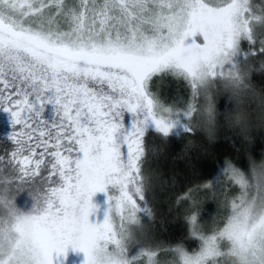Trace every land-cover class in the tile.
<instances>
[{"label":"snow or ice","instance_id":"snow-or-ice-1","mask_svg":"<svg viewBox=\"0 0 264 264\" xmlns=\"http://www.w3.org/2000/svg\"><path fill=\"white\" fill-rule=\"evenodd\" d=\"M238 57L264 58V7L253 0H0V110L13 128V148L0 155V264H53L69 248L84 264H227L242 255L264 264V173L231 164L223 172L240 195L222 181L186 197L197 249L157 244L129 255L126 225L151 214L147 129L167 138L179 115L189 133L198 116L211 124V86L245 78ZM169 75L190 89L183 108L151 90ZM45 104L55 105L52 122L41 119ZM35 184L45 197L26 232L12 222V198L17 205ZM109 188L104 219L93 222V196ZM201 189L224 197L210 227L199 220Z\"/></svg>","mask_w":264,"mask_h":264},{"label":"trees","instance_id":"trees-1","mask_svg":"<svg viewBox=\"0 0 264 264\" xmlns=\"http://www.w3.org/2000/svg\"><path fill=\"white\" fill-rule=\"evenodd\" d=\"M262 3L261 7H264V0ZM243 47L247 49L248 45L245 43ZM241 59L243 62V58ZM251 78L257 87L264 88V72L253 73ZM150 87L165 104L174 108H183L190 98V89L186 82L170 75L154 77ZM218 109L220 112L225 111L220 102ZM55 118V105L45 104L41 119L52 122ZM174 119H179L183 127L188 124L183 115L174 116ZM12 130L10 114L0 110V155L10 152L13 148L8 138ZM252 135L254 142L248 144L235 133L221 127L218 141L212 143L196 128L192 133L184 130L167 138L160 136L152 127L147 129V152L142 171L148 180L145 206L151 209V214H138L143 218V226L146 228V231L140 232L141 240L136 239L141 248L148 244L160 243L167 247L177 242H183L188 251L198 247V240L189 236V227L185 220L191 204L186 197L191 189L202 184L204 180L213 181L216 178L219 170L225 165V157H230L243 169H248V153L259 159L264 154V129L254 130ZM113 192L114 190L109 188L107 193H96L93 196V203L97 206V211L90 217L93 222L102 218L108 204L107 196ZM211 194L205 193L203 189L199 193V220L205 227H210L212 221L215 218L218 220L223 213V209H219V200H213ZM28 198L31 202L29 204L32 205V200L29 196ZM211 216L216 217L213 219ZM71 252L73 260L67 264H74L79 253L69 248V257ZM169 258L171 259L160 254L162 261ZM61 259L63 256L57 258L56 254H53V264H65Z\"/></svg>","mask_w":264,"mask_h":264},{"label":"clouds","instance_id":"clouds-1","mask_svg":"<svg viewBox=\"0 0 264 264\" xmlns=\"http://www.w3.org/2000/svg\"><path fill=\"white\" fill-rule=\"evenodd\" d=\"M262 64H264V58L251 60L248 64L242 62L241 71L245 74V78L239 87L235 86L233 82L229 80L217 81L214 83L210 89L213 95L214 119L211 124H208L205 119L198 116L191 122L192 127L201 130L205 137L212 143L218 141L219 130L221 127H224L241 137L248 144H252L254 142V137L252 135L254 130L259 131L264 129V88L257 87L251 78L253 73L259 74L264 72V68L261 67ZM224 96L227 97V104H230L232 107L230 109L226 107L225 111L221 113L218 109V103L220 98ZM162 103L164 102L162 101ZM189 143L191 144L192 142ZM246 160L249 172L255 169L258 174L264 173V154H262L259 159H256L248 153ZM227 164H231L237 168L240 167L230 157H225V167ZM222 181L225 184L231 185V181L225 175H223ZM250 182L253 184V187H250L248 190V200H251L252 197L256 195L254 187L255 181H252L251 177ZM203 183L213 184L210 180H204ZM27 193L33 202L31 208L25 211L18 207L15 204V197H13L11 218L13 223L19 221L24 230L30 232L33 226L32 216L36 213L37 209L43 205L45 192L39 184H35L31 186V190L27 191ZM236 195H240L239 191ZM220 204L221 207H223L222 202ZM126 229L131 235V239L128 242L129 246L134 244L137 232L146 231L145 226L141 225L140 222L128 224L126 225ZM156 245L148 244L146 247L154 249ZM170 246L173 248L179 246L185 247L183 242H177ZM185 249L187 248L185 247ZM226 260L227 264H250V258L247 255L235 258L229 256Z\"/></svg>","mask_w":264,"mask_h":264},{"label":"rangeland","instance_id":"rangeland-1","mask_svg":"<svg viewBox=\"0 0 264 264\" xmlns=\"http://www.w3.org/2000/svg\"><path fill=\"white\" fill-rule=\"evenodd\" d=\"M253 3H254V5L257 6V8H260L261 5L263 6L262 0H261V1H260V0H253ZM241 58H242V57H238L237 59L240 60V61L242 62V59H241ZM219 102H220V105H222L223 107H225V109H226V107L229 108V109L232 107L230 104H227V97H226V96L221 97L220 100H219ZM221 113H223V112H221ZM149 128H150V127H149ZM184 130H185V129H184V127H183V124H182L181 122H179V123L176 125V127H174V128L172 129V131H171V133H170L169 135L174 136V135H177V134L181 133V132L184 131ZM224 167H225V165H224ZM224 167L221 168V169L219 170V172L217 173L216 178L212 181L213 186H214L215 188H217V189H219V188L221 187V182H222V180H223V175H224V172H223ZM244 170L247 171V169H244ZM226 190H227L231 195H236V194H238V190L235 189L234 186L228 185V186H226ZM211 197H212L213 200L217 199V200H219V201H222V200L224 199V197H223L222 195H220L218 198H214L213 195L211 194ZM16 203H17V206H18V207L22 208V209L25 210V211H27V210H29V209L31 208V204H29V203H31V202L29 201V198H28V196H27V191H25V192H23L21 195H18V196H17V198H16ZM106 204H107V203H106ZM107 207H108V204H107ZM219 209H220V210L223 209V207H221L220 202H219ZM106 210H107V208H105V211H106ZM143 212H144V211H141L140 213H143ZM104 215H105V212H104L102 218H101L99 221H101V222L103 221V219H104ZM211 217L214 219V217H216V216H211ZM215 219H216V218H215ZM215 219H214V220H215ZM139 220H140V224L143 225V218L139 217ZM144 222H145V220H144ZM211 224H212V223H211ZM211 224H210L209 226H211ZM140 234H141L140 232H137V233H136V236H135V242H134V244H133L132 246H130V252H129V255H130V256H133V257H134V256L138 253V251L141 249V247H142V246L140 247V245L138 244L139 239L141 240ZM136 239H137L138 241H137ZM142 240H143V237H142ZM198 246H199V241H198ZM197 248H198V247H197ZM197 248H196V249H197ZM193 250H195V249H191V250H189V251L191 252V251H193ZM69 255H70V254L67 252V256H66V257L63 256V259H61V261H63L65 264H67V263H71V260H73V252H71V257H69ZM169 259H170V258H169ZM84 260H85L84 253L79 252L78 255H77V259H76V261H75L74 264H84Z\"/></svg>","mask_w":264,"mask_h":264}]
</instances>
